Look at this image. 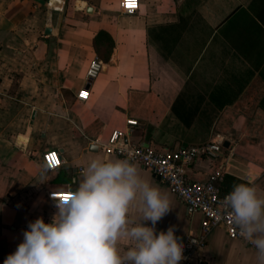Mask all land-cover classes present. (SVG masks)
Wrapping results in <instances>:
<instances>
[{
	"label": "crops",
	"instance_id": "crops-1",
	"mask_svg": "<svg viewBox=\"0 0 264 264\" xmlns=\"http://www.w3.org/2000/svg\"><path fill=\"white\" fill-rule=\"evenodd\" d=\"M62 2L52 12L34 0H0V264L29 222H52L57 211L48 193L74 191L93 159H119L99 145L126 120L137 125L128 141L145 148L219 144L215 159L187 169L190 182L222 165L223 194L240 183L264 194V0H138L132 15L119 12V0ZM99 33L112 47L105 61L98 59V76L86 82ZM81 89L86 102L75 98ZM49 150L61 160L52 172L40 161ZM138 169L171 201L156 232L173 227L176 235H196L200 215H186ZM130 218L139 222L136 209ZM193 264L257 260L218 227Z\"/></svg>",
	"mask_w": 264,
	"mask_h": 264
},
{
	"label": "clouds",
	"instance_id": "clouds-1",
	"mask_svg": "<svg viewBox=\"0 0 264 264\" xmlns=\"http://www.w3.org/2000/svg\"><path fill=\"white\" fill-rule=\"evenodd\" d=\"M82 175L74 191L56 198L52 222L42 217L29 222L3 264H179L184 246L174 228L155 229L172 210L171 201L136 165L98 157ZM222 208L253 247L257 264H264V194L256 186L236 184ZM133 209L138 223L130 218ZM122 240L130 246L121 248Z\"/></svg>",
	"mask_w": 264,
	"mask_h": 264
},
{
	"label": "built area",
	"instance_id": "built-area-1",
	"mask_svg": "<svg viewBox=\"0 0 264 264\" xmlns=\"http://www.w3.org/2000/svg\"><path fill=\"white\" fill-rule=\"evenodd\" d=\"M53 4L54 6H51ZM62 0H45V7L52 12L62 9ZM118 10L123 15H132L138 10V0H119ZM102 64L93 59L87 66L84 79L93 80L101 71ZM80 102H86L88 92L81 89L75 97ZM133 120L125 121L123 130H114L104 143L99 145L104 155H113L147 171L153 178L165 187L184 207L186 215L198 214L201 217L199 230L196 235L188 234L183 242V259L179 264H193L197 261V253L204 247L209 233L218 227L224 230L228 240L238 241L247 249L253 247L240 235L239 230L232 224L228 213L222 208V201L227 194L221 191L225 175V167L217 165L203 181L190 182L186 171L195 160H211L217 157L219 144L204 143L194 147L178 148L175 150L149 149L139 144H131L127 135L136 127ZM42 167L49 172L58 169L61 165L59 154L49 150L40 155ZM71 190H58L48 193L46 199L52 208L61 195Z\"/></svg>",
	"mask_w": 264,
	"mask_h": 264
},
{
	"label": "rangeland",
	"instance_id": "rangeland-1",
	"mask_svg": "<svg viewBox=\"0 0 264 264\" xmlns=\"http://www.w3.org/2000/svg\"><path fill=\"white\" fill-rule=\"evenodd\" d=\"M95 48L98 52L97 59L105 61L110 52V42L103 40L101 36L97 37Z\"/></svg>",
	"mask_w": 264,
	"mask_h": 264
},
{
	"label": "water",
	"instance_id": "water-1",
	"mask_svg": "<svg viewBox=\"0 0 264 264\" xmlns=\"http://www.w3.org/2000/svg\"><path fill=\"white\" fill-rule=\"evenodd\" d=\"M34 1L37 2V3H39L40 5H44V4H45V2L42 1V0H34ZM45 33L48 34L49 31L46 30ZM223 147H224V145H223ZM88 150H89V151H90V150H94V151H95L96 149H95V147L91 146V147L88 148ZM155 180L158 182V179H157V178H155ZM69 190H70V189H69ZM175 236H177V237L179 238L178 242H180V243L183 242V240H184V237H183V236H181V235H176V234H175Z\"/></svg>",
	"mask_w": 264,
	"mask_h": 264
},
{
	"label": "trees",
	"instance_id": "trees-1",
	"mask_svg": "<svg viewBox=\"0 0 264 264\" xmlns=\"http://www.w3.org/2000/svg\"><path fill=\"white\" fill-rule=\"evenodd\" d=\"M98 35L101 36V38H102L103 40H106V41H109V42H110V49H111L112 44H111V41H110L109 37H108L105 33H99ZM93 48H94L95 53H96V55H97L98 52H97V50H96V48H95V43H93Z\"/></svg>",
	"mask_w": 264,
	"mask_h": 264
}]
</instances>
